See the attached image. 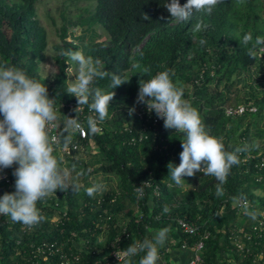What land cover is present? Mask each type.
<instances>
[{"label":"trees","instance_id":"obj_1","mask_svg":"<svg viewBox=\"0 0 264 264\" xmlns=\"http://www.w3.org/2000/svg\"><path fill=\"white\" fill-rule=\"evenodd\" d=\"M39 1L0 0V60L21 67L47 84L55 100L57 132L65 142L66 136L75 137L76 133L67 135L60 128L59 119L66 118L63 104L78 103V98L66 90L69 64L63 53L81 48L86 55L100 59L106 75L96 78L93 87L114 91V96L102 130L91 133L87 128L85 142L103 156L99 170L116 173L119 182L117 190L102 197L86 193L90 184L80 185L79 191L71 186L57 189V195L50 194L38 202L43 219L30 230L0 215V264H30L24 259L26 251L44 240L74 248L84 240L86 247L75 264H97L110 255L115 237L124 228L131 235L121 241L123 248L166 226L173 237L168 239L170 246L180 247L187 241L193 249L197 236L180 229L177 219L183 216L211 233L202 249L201 264H264V254L258 263L254 261L257 254L264 253V239L260 243L246 240L251 254L239 251L235 243V235L240 238L241 229L252 231L253 222L245 224L244 218L249 215L241 212L236 200L246 198L250 211L264 208V181L259 179L264 173V167H260L264 141L253 136L254 130L264 136V129L256 126L264 117V49H257L251 57L247 53L251 45L240 44L238 38L249 31L253 37L264 35V0H219L211 13L197 12L188 21L172 18L163 0H89L94 8H86L88 15H80L77 20L64 18L59 28L60 40L53 45L57 71L52 79H44L40 72L49 44L48 32L37 17ZM80 22L91 29L86 27L85 34L68 40L73 35L70 28ZM95 25L106 34L104 40L95 38ZM137 65L149 67L150 73L141 75ZM165 68L183 83L184 97L198 108L208 130L222 138L226 149H246L239 153L240 162L232 166L223 184L199 170L186 176L182 186L174 184L168 164L180 162L183 133L166 128L164 120L151 123L144 141L129 142L142 122L136 113L143 104L137 103L139 81ZM114 73L129 80L113 90L110 85ZM240 103H251L257 110L237 116L227 114L228 106ZM133 105L135 111L130 113ZM72 114L82 116L75 109ZM55 153L58 155V151ZM84 166L89 170L88 164ZM15 167L13 164L4 169L10 182L0 180V193L15 190ZM218 185L222 193L217 192ZM137 186H142L143 195ZM129 199L133 204L127 207ZM165 206L169 211H163ZM121 212L124 216L120 218ZM57 214L60 219L53 221ZM103 233L107 235L104 243L100 241ZM141 255L134 257V264H139Z\"/></svg>","mask_w":264,"mask_h":264},{"label":"clouds","instance_id":"obj_2","mask_svg":"<svg viewBox=\"0 0 264 264\" xmlns=\"http://www.w3.org/2000/svg\"><path fill=\"white\" fill-rule=\"evenodd\" d=\"M219 0H163L161 2L177 20L188 21L197 12L211 13ZM240 44L251 45L247 53L255 57L257 49H264V35L253 37L251 31L238 37ZM68 59L69 74L77 73L76 78L68 79L66 90L78 98L79 111L81 105L87 104L96 114L89 116L86 126L91 133L100 131L99 123L109 116V106L114 91L99 86L93 87L96 78H103L106 72L101 61L86 55L81 50H67L63 53ZM77 69L73 71L72 63ZM139 73H150L147 66L137 65ZM44 79H47L44 78ZM129 80L121 74L114 73L110 87L114 90ZM137 103H145L149 112H155L163 118L164 126L183 133L180 162L170 161L168 164L171 180L176 186H182L186 176L202 171L204 175L215 176L223 184L234 164L240 162L239 153L246 150L237 146L227 150L221 137L211 133L202 121L200 112L184 97V86L174 79V72L165 68L140 79ZM136 105L130 108L135 111ZM57 119V110L53 96L42 79L28 74L17 65L6 60H0V173L13 164L15 190L0 194V215L10 217L12 221L24 225H35L43 219L42 210L38 205L50 193L57 189L71 188L80 190L78 183L69 185L68 173L62 167V156H58L52 147L53 137L50 136L52 122ZM77 115L63 120L66 133L76 132L84 126ZM69 137H65L67 141ZM104 188L103 183H95L85 188L89 196ZM217 192L223 188L218 185ZM141 195L143 193L141 192ZM163 211H169L165 206ZM246 215L256 218V213L244 208ZM168 227L156 229L151 236L143 240L133 241L126 248L118 249L117 255L121 261V251L124 253V264H134L138 253L139 264H158L160 249L168 240Z\"/></svg>","mask_w":264,"mask_h":264},{"label":"built area","instance_id":"obj_3","mask_svg":"<svg viewBox=\"0 0 264 264\" xmlns=\"http://www.w3.org/2000/svg\"><path fill=\"white\" fill-rule=\"evenodd\" d=\"M64 108L63 110L66 112V115L72 116V112L76 107H78V103L75 101H70L68 103L63 104ZM257 107L251 103L245 104L240 103L236 106H228L226 108V112L228 115L237 116L242 115L246 113L247 111H256ZM136 113L138 117L141 119V126L138 129V131L131 135L130 137V143H137L144 141L148 137V130L150 128L151 123L157 124L159 120H163V118L159 117L154 111L149 112L147 110V106L145 103L141 104L137 109ZM79 114L82 115L78 118L85 122L84 126L81 130L76 131L75 137H69V139L65 142L62 141L59 133L57 132L58 129V122L55 120L52 122L50 127V136L53 137L52 141V147L55 151L61 150L65 155L72 156L73 151H77L79 149L85 148L86 142L85 139L88 136V129L86 126V120L89 116H95L96 114L88 107L86 108L85 105H81L79 107ZM102 123H99L100 131L102 130ZM126 129L130 132L133 131V127L126 126ZM262 154V153H260ZM249 156H252L250 154ZM260 167H264V155H262ZM260 180L264 181V173L260 175ZM0 180H6L7 182H10V178L8 176V173L2 172L0 173ZM146 184H149L148 182ZM136 190L139 194L141 192L143 193L142 186H137ZM159 191L155 190V194H158ZM57 195L56 192L50 193ZM49 194V195H50ZM46 199V197H45ZM59 205V202L56 203ZM236 204L238 205L241 212H244V208L247 207L249 209V201L244 197H239L236 200ZM256 218L253 220L250 229L252 228V231H245L244 229H241L240 231L243 232V235L239 238L240 235L236 234V245L239 251L246 250V253L251 254L253 252L252 249L246 246V240H255V243H260V240L264 239V208L260 211L256 212ZM43 214V213H42ZM64 215L67 214V211L65 210L63 212ZM60 219V215H54L52 217L53 221H58ZM178 225L180 229L187 234L196 235L197 239L194 243L193 249H194V255L193 257L186 263V264H201L203 262L202 257V249L205 245V241L210 237V231L209 230H203L201 226L195 222L192 218L183 216L179 217L177 219ZM32 228V225H26L25 229L30 230ZM131 235V232L124 228L122 232L118 233V235L115 237L112 245L113 249L109 252V256L103 257L101 260L97 261V264H124V253L121 251V261L119 260V256L117 255L118 249H122L123 247H120L121 241H123L124 238H127ZM245 238V239H244ZM183 247H188V242L184 241L182 244ZM86 247L85 241H79L76 245V248L73 246H64L63 243L57 242V241H47L44 240L43 242L33 244L31 247L28 248L25 254V261L26 263L30 264H75L76 262L81 260V252L83 248ZM126 248V247H124ZM263 252L257 254L258 256L255 258V262H259L263 257ZM167 264V263H163Z\"/></svg>","mask_w":264,"mask_h":264},{"label":"rangeland","instance_id":"obj_4","mask_svg":"<svg viewBox=\"0 0 264 264\" xmlns=\"http://www.w3.org/2000/svg\"><path fill=\"white\" fill-rule=\"evenodd\" d=\"M86 8L93 9L94 3L89 0H40L38 2L37 17L39 18L41 25L48 32L49 44L46 51L47 57L40 64V72L49 79H52L57 71L53 45L60 40L59 28L64 23V18L77 20L80 15H88ZM86 27L91 29L92 26L89 27L87 23L84 24L80 22V24L71 27L69 31L73 35L69 36L68 40H71L72 37L74 38V36L85 34ZM94 29L98 33V35L95 36L97 40H104L106 38V34L98 25H95ZM78 42L81 44V41ZM79 50L83 51L81 48H79ZM72 68L73 71L77 69L75 62L72 63ZM76 75L77 73L69 74V79L74 80ZM63 120L64 119L62 118L59 119L60 128L62 132L68 135L69 133L64 131ZM256 126L264 129V117L256 124ZM257 131L258 130L253 131L254 139L262 143L264 141V136L257 134ZM58 156H62L63 158L61 164L68 173V180L66 183L69 185L78 183L79 185L90 184V186H92L98 182L103 183L104 188L101 191L96 192L94 195L101 197L108 194L111 190H117L119 176L116 173H106L102 170H99V165L103 161V156L95 146H87L86 148L76 152L73 156H67L61 152V150H59ZM75 160H78L80 163L77 164ZM84 163L89 165V170L84 166ZM132 204L133 203L129 199L126 206L129 207ZM121 213L122 215H119L120 218L124 216V212ZM244 219L246 225L251 224V222L254 220L251 216H248ZM106 237L107 235L105 233L100 236L103 243L105 242Z\"/></svg>","mask_w":264,"mask_h":264},{"label":"crops","instance_id":"obj_5","mask_svg":"<svg viewBox=\"0 0 264 264\" xmlns=\"http://www.w3.org/2000/svg\"><path fill=\"white\" fill-rule=\"evenodd\" d=\"M154 231L152 230L151 234ZM172 238V234H168V239L172 240ZM161 249L158 264H186L194 255V249H191L189 246L172 247L168 244V240Z\"/></svg>","mask_w":264,"mask_h":264}]
</instances>
